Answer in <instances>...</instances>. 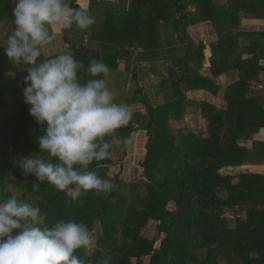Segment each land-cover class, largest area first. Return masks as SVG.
I'll return each instance as SVG.
<instances>
[{
    "label": "trees",
    "instance_id": "obj_1",
    "mask_svg": "<svg viewBox=\"0 0 264 264\" xmlns=\"http://www.w3.org/2000/svg\"><path fill=\"white\" fill-rule=\"evenodd\" d=\"M78 1L71 0V6L82 9ZM129 6L123 12L101 11L105 29H66L69 46L62 53L71 51L84 65L78 73L82 83L93 78L86 71L90 60H102L118 77L117 93L123 92L124 79L127 105L142 106L132 111L127 127L106 139L113 145L145 135L144 183L110 177L115 165L110 157L89 166L113 181L110 193L69 195L47 182L34 191L36 177L22 175L18 161L46 156L37 143L42 128L25 103L26 66L11 62L0 46V201L16 195L38 205L42 227L61 219L86 224L93 243L76 254L87 264L105 259L109 264H264V172L241 170L264 165V141L254 140L264 131V92L252 88L264 73V32L239 31L246 16L264 19V0H155L149 10L147 0H130ZM14 7L13 0H0L4 42L14 29ZM86 11L96 22L92 6ZM119 13L121 28L113 30ZM201 23L218 34L210 44L211 76L202 74L205 43L187 32ZM54 56L43 52L41 59ZM232 72L239 78L225 89L224 107L188 97L200 90L216 95L214 78ZM150 74L154 79L147 82ZM198 111L207 122L200 133L182 125ZM151 222L158 224V236L148 239L143 231Z\"/></svg>",
    "mask_w": 264,
    "mask_h": 264
},
{
    "label": "clouds",
    "instance_id": "obj_2",
    "mask_svg": "<svg viewBox=\"0 0 264 264\" xmlns=\"http://www.w3.org/2000/svg\"><path fill=\"white\" fill-rule=\"evenodd\" d=\"M13 3L14 29L0 46L11 62L26 66L23 95L30 116L42 128L37 138L39 153L46 154L20 157L21 174L36 177L34 191L47 182L69 195L81 190L110 193L113 181L89 171V166L110 158L112 144L106 137L127 127L132 111L116 103L106 79L98 78L110 71L102 60H90L86 71L93 78L82 83L78 73L84 65L71 51L41 59L56 39L54 26L85 31L94 25L95 17L73 8L71 0ZM121 143L127 148L133 137H124ZM43 224L38 205L16 195L0 201V264H87L76 254L92 246L86 224L63 219L51 227Z\"/></svg>",
    "mask_w": 264,
    "mask_h": 264
},
{
    "label": "crops",
    "instance_id": "obj_3",
    "mask_svg": "<svg viewBox=\"0 0 264 264\" xmlns=\"http://www.w3.org/2000/svg\"><path fill=\"white\" fill-rule=\"evenodd\" d=\"M148 2V9H151L152 4L155 2V0H147ZM218 2H220L221 4H225L226 0H218ZM78 4L82 7V9L89 10L90 7L92 6V10H95V12L97 13V18H96V22L94 24V29L98 30V29H105V27L107 25L104 24L106 15L104 13H101V11L107 12V11H112L113 13L115 11H127L129 10V5H130V0H79ZM195 7L194 6H190L188 8L189 11L191 12H195ZM124 14H116L114 15V23L111 24V28L113 30H116V28H121L120 24L116 23V20H118L120 17H122ZM117 24V25H115ZM119 30V29H118ZM54 31L56 33V39L54 40L53 44L57 43V48H60L59 52H63L65 49L68 48V44L66 43V40L64 39V36L66 34V29H63L61 27L58 26H54ZM239 31H245V32H264V19H257V18H253V17H244L241 21V26H240V30ZM187 32L189 33L190 37L196 41V43L203 41V39H209V37L211 35H216L217 38L216 40L212 41L210 40L209 43L205 44L206 45V50L204 51V55H205V64H204V68L202 70V74L204 76H211V72H210V66H211V57H212V50H211V46L210 44L217 41L218 40V34L216 32L215 29H213V27H210L209 25H207V23H201L197 26H188L187 28ZM84 38H89V36H85ZM88 40V39H86ZM90 40V39H89ZM249 45H250V41H248ZM56 48V50H57ZM47 49H51V46H49L48 48L45 49V51L47 52ZM55 49V48H54ZM44 51V52H45ZM45 54L47 56H53L50 55L53 52H47ZM246 58V57H245ZM122 69V67H121ZM264 76V73L260 75V80L262 79V77ZM238 74L237 73H226L224 75L219 76L218 78H214L215 79V83L216 86L219 87V90L217 92V94H213L210 93L208 91L205 90H200V91H192L188 93V97L192 100H197V101H205L209 104L215 105L218 108H222L224 107L225 103H224V94H225V89L231 85L232 83L236 82L238 80ZM118 81V77L115 74H111L108 73L107 74V79H106V83L107 86L110 88V90L113 91V93H117V91L119 90V86L117 84ZM196 111V110H195ZM197 112V111H196ZM201 122L204 126V130L206 128L207 122L206 120L203 119V117L201 116V112L198 111V113L196 114H192L191 116H188L186 118V121L184 122V125L188 126L195 123V122ZM199 123V125L201 124ZM255 141H264V131H262L261 133H259L258 135H256L254 137ZM253 144V141H249L247 143V145L249 147H251ZM241 170H249V171H259V172H264V165H246L244 167H241ZM235 171H237L235 169Z\"/></svg>",
    "mask_w": 264,
    "mask_h": 264
},
{
    "label": "rangeland",
    "instance_id": "obj_4",
    "mask_svg": "<svg viewBox=\"0 0 264 264\" xmlns=\"http://www.w3.org/2000/svg\"><path fill=\"white\" fill-rule=\"evenodd\" d=\"M7 34V30L3 31L0 29V41L2 43L4 42L5 36ZM57 43L53 44L51 46V49H47V52L52 51L53 54H60L62 53L59 52L60 48H57ZM55 48V49H54ZM57 48V50H56ZM45 51V50H44ZM46 52V51H45ZM46 52V53H47ZM154 76L151 74L146 77L147 82H150L149 80H153ZM120 89L124 92L125 87V81L123 79L122 82L119 83ZM132 90V89H131ZM123 92L115 93V101L120 104H126L127 105V99L129 95L126 93L124 94ZM130 92V91H129ZM142 106L140 105H133L130 106L131 111H136L139 110ZM201 122H195L191 125H189L188 129L200 133L201 131L204 130V126ZM184 126V124H182ZM133 144L128 146L126 149H124L121 145V142L118 140L113 142L112 148H111V158L113 159L115 165L110 169L109 171V176L110 177H115L119 176L121 179H124L128 182H137V183H144L145 179L143 177V168H142V163L145 159V135L142 134H137L133 136ZM224 173V172H223ZM225 173H235V170L233 172L230 171H225ZM228 215L234 216V211H229L228 210ZM157 223L151 222L143 231V235L148 238V239H153L158 236L157 232Z\"/></svg>",
    "mask_w": 264,
    "mask_h": 264
},
{
    "label": "built area",
    "instance_id": "obj_5",
    "mask_svg": "<svg viewBox=\"0 0 264 264\" xmlns=\"http://www.w3.org/2000/svg\"><path fill=\"white\" fill-rule=\"evenodd\" d=\"M216 38L217 36L213 34L209 37V39H203V42L207 44L210 42V40L214 41ZM252 88L255 91L264 92V76L262 77L261 82L255 84Z\"/></svg>",
    "mask_w": 264,
    "mask_h": 264
}]
</instances>
